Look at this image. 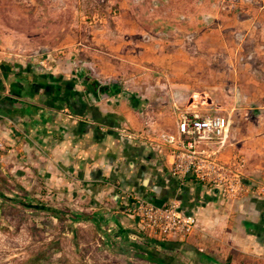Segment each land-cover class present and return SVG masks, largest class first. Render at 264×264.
<instances>
[{"label": "crops", "instance_id": "crops-1", "mask_svg": "<svg viewBox=\"0 0 264 264\" xmlns=\"http://www.w3.org/2000/svg\"><path fill=\"white\" fill-rule=\"evenodd\" d=\"M106 2H143L159 11L110 16L92 31L95 41L82 50L101 77L77 59L46 68L44 54L13 50L0 17V205L9 197L57 219L51 229L34 230L25 253L6 259L264 264V194L232 201L218 187L176 178L148 139L176 131L179 109L197 103L231 118L222 157L241 153L246 182L264 185V15L254 7L232 11L235 0ZM175 6L182 12L173 13ZM194 6L209 8L192 12ZM32 15L30 6L24 16ZM46 58L54 59L49 52ZM135 196L157 205L176 200L198 218V230L184 240L156 241L138 224Z\"/></svg>", "mask_w": 264, "mask_h": 264}, {"label": "rangeland", "instance_id": "rangeland-1", "mask_svg": "<svg viewBox=\"0 0 264 264\" xmlns=\"http://www.w3.org/2000/svg\"><path fill=\"white\" fill-rule=\"evenodd\" d=\"M257 1L259 2H256V0H235L234 2L233 0L235 3L233 5L236 6H231V10H236L237 7V11L244 13V7H254V10L264 15V8L259 9L264 0ZM0 2L3 4L0 7L1 25L8 30L6 39L9 44L8 47H14L12 49L17 51L26 49V51H31L37 56L44 53L45 56L41 59L45 58L47 62L46 66L41 65L46 68L54 66L55 62L60 59L63 62H74L77 59L78 64L86 65V67H83L93 77H101L100 72L95 65L88 63L90 57L87 55L86 49L82 50L85 47L83 45H92V42L95 41L92 38L94 37L92 31H96L97 28H101L106 24V19L108 20L110 16L132 15L134 13L148 14L159 11L153 10L152 5L143 2H132L127 7L118 5L108 7L106 0H17L18 5L15 7L12 5V0H0ZM28 3L31 5H27ZM30 6H33L34 15L26 17L24 16L26 9ZM202 8L194 6L191 11L208 9L209 6ZM213 8L212 5L211 9ZM182 10L183 7L175 6L172 11L173 13H181ZM10 12L16 15L13 19H10L7 15ZM65 35L66 42H63ZM80 42L84 44H79ZM48 52L54 59L46 58ZM90 67H93V70ZM116 79L118 78L109 76L106 81L113 82ZM118 82L126 85L123 80L118 79ZM130 85L127 83L126 86L130 87ZM199 99L202 100L201 97ZM0 149H5V147H0ZM31 200L39 203L45 202L47 205H51V202H53L52 198L47 197L44 199L42 196H33ZM14 203L15 205L11 203V198L5 197L0 205V264H10L6 258L13 253H19V255L25 253L28 243L30 245V241L34 239L31 234H34L36 228L41 230L51 229L52 222H57V219L50 216L48 212L26 210L18 207L15 201ZM37 235L39 238L42 237L41 233ZM107 259H109V256L99 255L95 259L96 261H84V264H148L137 261L117 259L112 261ZM19 261L15 264H26L22 263L21 260ZM35 264L37 263L35 262Z\"/></svg>", "mask_w": 264, "mask_h": 264}, {"label": "built area", "instance_id": "built-area-1", "mask_svg": "<svg viewBox=\"0 0 264 264\" xmlns=\"http://www.w3.org/2000/svg\"><path fill=\"white\" fill-rule=\"evenodd\" d=\"M46 62L45 58L40 61L44 66ZM231 124L229 116L205 111L196 103L179 109L176 131L148 139L176 178L218 187L222 196L232 201L250 192L264 194V185L246 182L244 155L234 152L228 159L222 157L230 139ZM121 131L133 137L128 130ZM134 199V214L141 230L156 241L184 240L199 228L198 218L184 213L176 200L157 205L139 196Z\"/></svg>", "mask_w": 264, "mask_h": 264}, {"label": "trees", "instance_id": "trees-1", "mask_svg": "<svg viewBox=\"0 0 264 264\" xmlns=\"http://www.w3.org/2000/svg\"><path fill=\"white\" fill-rule=\"evenodd\" d=\"M53 212L55 213V210L53 209Z\"/></svg>", "mask_w": 264, "mask_h": 264}]
</instances>
